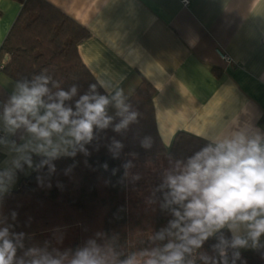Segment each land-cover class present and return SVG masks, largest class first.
<instances>
[{
	"label": "crops",
	"instance_id": "1",
	"mask_svg": "<svg viewBox=\"0 0 264 264\" xmlns=\"http://www.w3.org/2000/svg\"><path fill=\"white\" fill-rule=\"evenodd\" d=\"M46 1L89 32L77 50L111 100L107 113L119 110L112 97L119 92L125 103L144 81L154 90L155 126L166 149L178 132L209 143L237 130L264 136V0H188L187 5L182 0ZM19 10L18 3L0 0V45ZM217 50L230 61L221 60ZM15 84L0 72L3 192L16 189L37 160L48 156L36 151L43 141L26 127L8 130L4 107ZM65 138L72 144L52 137L64 148L56 156L69 154L74 139ZM259 245L264 246V236ZM251 248L249 240L238 251Z\"/></svg>",
	"mask_w": 264,
	"mask_h": 264
},
{
	"label": "trees",
	"instance_id": "2",
	"mask_svg": "<svg viewBox=\"0 0 264 264\" xmlns=\"http://www.w3.org/2000/svg\"><path fill=\"white\" fill-rule=\"evenodd\" d=\"M12 1L20 10L0 45V72L15 83L48 76L54 99L58 90L70 91L75 86L76 95L64 102L73 110L82 95L107 96L78 54L77 47L89 32L46 0ZM90 85H95V90ZM153 95V88L141 81L124 103L127 112H106L111 117L109 125L94 126L90 141H74L66 156L40 157L33 172L16 189L0 193V229H8L18 259H29L25 254L33 237L72 226L78 230V250L98 247L106 264H122L137 257L146 260L149 255L144 253L160 251L170 241L178 242L166 231L169 221L175 219L173 210L179 208L167 203L170 174L166 169L159 172L149 191V204L132 208L127 198V174L134 162L155 164L160 156L183 167L210 143L178 132L166 149L155 126ZM133 112L137 114L135 120L117 131L116 126ZM161 233L163 239L159 238ZM221 235L231 238L226 229L222 230L202 248L186 254L185 264L189 260L206 264L202 256L209 258L207 264L211 258L219 259L213 246ZM234 251L237 249H228V264L233 262ZM239 252L235 264H264L262 245Z\"/></svg>",
	"mask_w": 264,
	"mask_h": 264
},
{
	"label": "clouds",
	"instance_id": "3",
	"mask_svg": "<svg viewBox=\"0 0 264 264\" xmlns=\"http://www.w3.org/2000/svg\"><path fill=\"white\" fill-rule=\"evenodd\" d=\"M49 81L50 77L45 75L36 76L32 81H18L4 107L3 119L9 131L26 127L43 141L36 151L55 157L64 148L54 144L52 137L57 135L64 145L72 144L65 137L73 138L76 143L90 141L94 126L109 125L111 117L106 109L111 100L99 93L85 94L76 101L73 110L64 102L76 95L77 88L58 90L54 99ZM90 88L95 90V85ZM112 100L122 110L121 115L128 111L121 93ZM136 115L135 112L127 115L116 130L126 127ZM167 185L170 189L167 203L179 208L173 210L175 219L169 221L166 231L175 235L178 242L170 241L160 251L144 253L149 258L143 264H185L186 254L202 248L210 237L224 229L231 233V238L219 237V243L213 246L219 259L211 258V264H228L229 248L237 249L232 253V264H235V259L240 257L238 249L247 248L249 240L255 248L264 236V136L259 133L237 130L229 138L210 143L189 158L178 174L168 175ZM159 238L163 239V233ZM25 256L29 259L17 258V246L9 239L8 229H0V264H106L98 247L77 250L71 258L67 254L53 258L37 249H30ZM202 259L207 264L209 258L202 256ZM122 264L134 262L128 260ZM187 264L194 261L189 260Z\"/></svg>",
	"mask_w": 264,
	"mask_h": 264
},
{
	"label": "rangeland",
	"instance_id": "4",
	"mask_svg": "<svg viewBox=\"0 0 264 264\" xmlns=\"http://www.w3.org/2000/svg\"><path fill=\"white\" fill-rule=\"evenodd\" d=\"M167 168L174 169V172H177V174L182 169V167L175 166L169 162L164 156H160L155 164H151L149 162H134L131 165L127 174V198L129 201V208L138 204L141 206L149 204V191L152 190L153 179L160 177L158 176V173ZM138 180L141 184H138ZM0 193L7 192L0 191ZM33 238L34 239L30 242L31 249L46 252L53 258H60L65 254L71 258L75 255L79 246L78 230L74 226L39 234ZM252 249L254 248H251L250 250ZM144 260L145 259L137 257L133 260V262L136 264H143Z\"/></svg>",
	"mask_w": 264,
	"mask_h": 264
},
{
	"label": "built area",
	"instance_id": "5",
	"mask_svg": "<svg viewBox=\"0 0 264 264\" xmlns=\"http://www.w3.org/2000/svg\"><path fill=\"white\" fill-rule=\"evenodd\" d=\"M182 4L183 5H187L188 4V0H182ZM217 54H218V56L220 57L221 60H223L225 62H229L230 61V58L226 54L222 53L221 51L217 50ZM4 138H5V133L0 128V141L3 140Z\"/></svg>",
	"mask_w": 264,
	"mask_h": 264
}]
</instances>
